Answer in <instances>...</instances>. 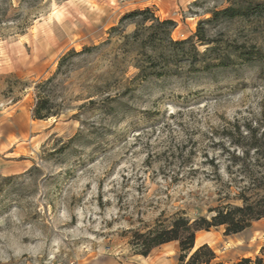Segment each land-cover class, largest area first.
<instances>
[{
	"label": "rangeland",
	"instance_id": "rangeland-1",
	"mask_svg": "<svg viewBox=\"0 0 264 264\" xmlns=\"http://www.w3.org/2000/svg\"><path fill=\"white\" fill-rule=\"evenodd\" d=\"M230 1L0 0V264H178L177 243L144 257L132 231L264 180V16L207 26L231 58L209 70L151 61V23L122 21L149 8L182 41ZM39 90L59 116H33ZM196 240L224 264L264 259V219Z\"/></svg>",
	"mask_w": 264,
	"mask_h": 264
},
{
	"label": "trees",
	"instance_id": "trees-1",
	"mask_svg": "<svg viewBox=\"0 0 264 264\" xmlns=\"http://www.w3.org/2000/svg\"><path fill=\"white\" fill-rule=\"evenodd\" d=\"M263 16L264 0H231L229 6L212 12L209 19L200 21L193 37L182 41H175L171 37L176 23L173 20L161 21L149 8L130 12L123 17L122 21L131 20L137 25L138 28L133 37L138 36L140 29L145 28L147 23H151L147 27L150 31L149 41L153 43L155 51L149 56L151 61L158 62L161 58H173V60L181 58L192 69L209 70L210 67L228 66L231 58L229 55L228 58L220 56L218 47L215 46L214 40L209 38L206 27L222 22L249 21L251 17ZM199 46H206L205 51L201 52ZM89 51L92 49L87 48L79 53L72 51V54L78 55ZM243 55L246 60L249 59V51H244ZM208 56L212 59L211 61H207ZM216 59L219 63L214 64L213 61ZM49 82L51 79L42 83L41 86ZM61 111L60 106L53 105L50 96L39 90L33 111L36 119L43 120L59 116ZM252 141L253 147L257 149V155L264 159V152L260 151L261 147L264 148V139H262L263 146L260 144L261 139L256 136L252 137ZM253 191L255 194L252 193ZM237 199L242 202L241 205L232 203L220 205L210 210V217L201 216L190 219L184 213H176L165 218L163 215L154 226L148 227L145 231H132L130 245L136 254L147 257L156 248L177 243L179 247L178 264H224L209 244L197 246V234L214 228H222L224 235L233 236L244 232L254 222L264 219V180H253L250 186L242 189ZM236 264H264V259L259 256L254 259L243 258Z\"/></svg>",
	"mask_w": 264,
	"mask_h": 264
},
{
	"label": "bare ground",
	"instance_id": "bare-ground-1",
	"mask_svg": "<svg viewBox=\"0 0 264 264\" xmlns=\"http://www.w3.org/2000/svg\"><path fill=\"white\" fill-rule=\"evenodd\" d=\"M197 240H198V239H197ZM197 240H196V241H197Z\"/></svg>",
	"mask_w": 264,
	"mask_h": 264
}]
</instances>
